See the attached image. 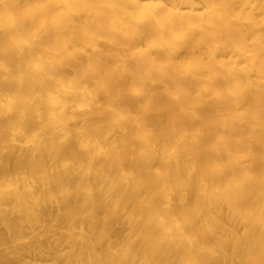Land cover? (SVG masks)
Instances as JSON below:
<instances>
[{"label": "bare ground", "instance_id": "obj_1", "mask_svg": "<svg viewBox=\"0 0 264 264\" xmlns=\"http://www.w3.org/2000/svg\"><path fill=\"white\" fill-rule=\"evenodd\" d=\"M0 264H264V0H0Z\"/></svg>", "mask_w": 264, "mask_h": 264}]
</instances>
